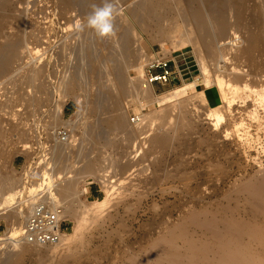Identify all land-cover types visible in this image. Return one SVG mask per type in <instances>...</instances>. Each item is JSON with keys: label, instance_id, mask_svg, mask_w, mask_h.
<instances>
[{"label": "rangeland", "instance_id": "1", "mask_svg": "<svg viewBox=\"0 0 264 264\" xmlns=\"http://www.w3.org/2000/svg\"><path fill=\"white\" fill-rule=\"evenodd\" d=\"M113 3L117 8L115 35L101 39L87 27L88 15L79 13L71 1H37V7L43 4L52 10L53 20L61 22L69 19L73 30L67 37L61 32L66 24L60 23L61 36L50 48L51 52L58 45L57 48L64 49V54L58 52L52 56L49 52L30 57L20 65L23 73L32 74L31 79L34 78L36 84L32 88L24 82L23 89L31 87L29 96H34L33 101H38V104L32 102V105H21L25 110L24 116L36 114L47 132L41 131L45 133L53 127L65 125L66 120L74 128L72 132L75 136L70 145L64 148L63 163L55 168L58 174L68 171L74 178L69 177L72 182L71 194L67 198L59 196L68 209L65 218L69 225L67 234H71V228L78 225L77 217L83 216L84 206L96 199L80 195L83 188L87 189L90 184L100 187L99 200L107 198L106 190L110 188L109 200L103 207L84 215L85 222L79 237L61 243L56 248L13 241L12 238L19 239V231L11 234L12 219L1 218L0 259H11L10 264H264V128L258 129L257 123L241 110L244 107L234 105L231 109L233 118H244L251 125L250 147L233 135L230 139H223L221 135L223 130L229 129L231 119L226 116L219 129L213 130L208 120H203L205 107L200 106L193 97L203 89L210 105L218 102L217 88L212 86L205 89L202 82L197 81L203 79V75L194 48L180 45L181 37L176 33L170 39L155 35L150 42L145 31L137 26L129 14L132 0H113ZM235 4L245 9L241 22L251 24L260 32L258 27H263L264 22L261 16L264 0H236L233 1ZM21 6L16 3L9 12L6 31L24 37L29 29L25 27L26 13ZM70 14L74 16L68 17ZM123 14L135 25L149 46V51H145L146 58L140 62L141 68L154 51L178 64L180 80L167 83L164 87L184 92L181 107L195 123L192 131L178 127L179 111L176 109L167 108L166 112L157 109L176 101L173 94L165 102L156 105L151 103L146 107L129 96L122 97L120 103L115 105L113 97L101 88L98 110L93 112L91 96L89 103L82 96L66 98L60 87L52 86L56 85L57 77L68 74L77 76L75 95H82L86 93L85 90L92 94L99 88L110 57L117 54L124 69L127 67V60L120 56L116 47L123 29L132 26L126 18L123 19ZM84 30L87 35L78 37V33ZM135 45L134 39L131 46ZM89 46L96 55L95 60L86 56ZM18 62L14 60L13 63L16 65ZM232 66L250 71L251 77L244 81L246 84L264 87L261 81L264 76V41L257 42L250 60L243 55L228 58L227 71ZM138 86L139 81L136 82ZM38 96L41 100L37 99ZM35 105L37 110L32 114ZM61 106L63 115L60 122L59 118L53 119V111ZM66 107L71 110L66 111ZM125 108L126 120L131 113L144 114L156 108L157 111L151 116L159 122V131L169 136L167 147H155L147 140L145 147L141 145L139 154L132 149L133 137L128 136L126 130L112 129L106 123V120L117 114L124 115ZM43 109L45 112L41 113ZM262 116L264 126V114ZM94 121H98L100 132L96 138L87 136L86 132L87 125ZM12 125L23 130L21 124H11L9 127ZM5 127L8 128L0 127V144L4 146ZM137 134L136 130L134 136ZM24 135L22 133L18 137L22 142L25 141ZM16 145L14 141L9 147L14 150ZM47 149L45 151L40 147L33 154L14 150L12 156L0 157V191L3 189L0 208L16 201V198L23 201L21 191L26 189L30 178L37 182L47 176L44 161L45 157L51 155L52 146ZM15 159L22 160L19 166L14 165ZM62 182L63 179L56 181L55 189ZM22 205L15 208H21ZM15 222L21 226L23 218H17ZM23 246H28L29 252L17 259L16 253Z\"/></svg>", "mask_w": 264, "mask_h": 264}, {"label": "bare ground", "instance_id": "2", "mask_svg": "<svg viewBox=\"0 0 264 264\" xmlns=\"http://www.w3.org/2000/svg\"><path fill=\"white\" fill-rule=\"evenodd\" d=\"M37 1L41 2L42 0H0V127L10 126L14 121H17L18 118L21 119L18 111L22 110V104L32 105V102L38 104V101H33L34 96H29L31 95V87L27 90L23 89L24 82L28 83V86H32V88H34L36 84L34 78L31 79L32 74L26 75L23 73L20 65L27 62L30 57L49 54L50 48L54 46V43L57 42L59 36H61L60 23L66 24L65 27L61 28V32L67 34V37L71 35V31L73 30V24L69 23V19H65V21L61 22H58V19L53 20L54 18L51 17L52 10L47 9L46 5L42 6L43 4H39L41 6L37 7ZM69 1H71L79 10V13L83 15H88L93 10V5L101 6L103 3V0ZM233 1L235 2L236 0H132L133 3L129 7V14L137 26L145 31L150 42L154 40L153 37H155V35H161L166 39H170L171 35L176 33L181 37L180 45L186 44L194 48L203 75V79H197V81H201L203 86L206 87L205 89L215 86L218 94V102L214 105L209 104L206 91L203 89H200V91L193 96L197 99L196 101L200 106L205 107L203 120L207 119V123L212 126V129L218 130L220 125L228 117L231 119V123L229 124V129L223 130V134L221 135L223 139H230L231 135H233L239 141L244 142V144L247 143V147H250L251 125L245 122L244 118L239 120L238 118H233L234 116L231 114V109L234 105L237 107H244L241 108V110H243V113L253 122L257 123L258 129L264 128L261 121L263 118L262 114H264V87L246 84L244 81L247 77H251L250 71L235 66L230 67L227 71L226 63L228 58L237 55H243L249 60L251 59L257 42L264 41V22L263 27H258L261 29L260 32H257L256 28L251 26V24L242 23L241 19L245 13V9L243 6L233 5ZM16 3L22 5V11L26 13L27 21L25 27L29 30L25 32L26 36L24 37L19 33H8L6 31L8 28V14L13 10ZM72 16L74 15L70 14L68 17ZM261 16L264 18V11ZM122 17L129 21L126 15L123 14ZM86 30L78 33V37H85L87 35ZM73 35L74 34H72V36ZM134 39L136 45L132 47L131 45ZM57 46L58 45L54 47L56 48L55 50L52 48L53 50L50 52V55H57L58 52L64 54V49L57 48ZM200 46H202V48ZM116 47L120 51V56L124 60H127V67L124 69L118 61L117 54H115V57H110L109 62L107 61L108 68L105 69V75L100 79L99 88L92 94L88 92V90H85L86 93L75 95L74 89L77 87V76H68V74L57 77L56 85L52 86L60 87L61 91L66 94V98L73 96L78 98L82 96V99L84 98V101L89 103L88 99L91 96L92 101L90 104H92L91 110L93 112L98 110V103H100L101 99V88L105 89L106 92L113 97V103L115 105H118L124 96L135 98L143 107L151 104L158 96L154 95L152 86L141 87L140 85L143 70L140 66V62H142L144 57L146 58L147 54L145 51H149V46L145 43L142 36L139 35L133 23L131 27L129 26V28L123 29L118 37ZM86 51L88 52V54L85 52L88 59H96V55L90 46L86 48ZM14 60H19V62L14 65ZM207 61L210 63H207ZM110 75H112L111 79ZM137 81H139L138 87H136ZM261 81L264 82V76L261 77ZM38 85L44 86V84ZM1 90L5 92V94L2 93ZM7 93H11L8 99H6ZM170 94L175 96L176 101L161 105L157 109L164 112H166L165 109L167 110V108H171L173 111L176 109L177 112L179 111L177 115L178 127H185L192 131L195 127V123L187 117L181 107L184 92L179 89L167 90L163 96ZM22 97H25L24 101H22ZM37 99L41 100V97L38 96ZM248 102H250V106H247ZM32 109L33 113H35L37 110L36 105L35 108L32 107ZM154 111H157L156 108L149 109V111L144 114L140 113L143 117V122L133 124L130 122L129 115L126 120L127 110L125 108L124 115L117 114L106 120V123L112 129L126 130L128 136L133 137L131 139V148L135 149L138 154L141 152L142 146L145 147L144 144L147 140L155 147L165 148L169 143V136L159 131V129H161L158 124L159 122L151 116V113ZM226 112L229 114H225ZM237 112L240 113V111ZM163 114L166 115L167 113ZM62 115V106L57 107L55 111H53V119L59 118L61 122ZM64 124L69 125L70 123L66 120ZM71 129L74 130L73 127ZM136 130L138 134L134 136ZM6 131L8 132L5 133L4 137H8L10 134L20 137L23 133V130L21 131V129L16 128L14 125L10 128H6ZM86 132L87 136L93 138L99 137L98 121L91 122L87 125ZM73 136H75L74 133ZM72 139L67 142H55L52 145L51 155L47 157V159L51 160L47 161V159H45L46 162H51V170L47 172L45 178L42 179L40 177L41 180L39 179L40 181L36 182L35 187L29 190V193H32L34 189L40 187L42 184L47 185L51 184V182L53 183L63 179L64 182L60 183V185L58 184L55 193L57 201H60L64 208L65 218L68 216V209L65 202L63 203L59 196L61 195L67 198V196L71 194L70 185L72 182L69 177L73 178V175L68 174V171L58 174L55 168L57 165L60 166V164L63 163L64 148L70 145ZM76 140H78L77 136ZM27 148H30L28 143L20 142L19 145L14 147V150L25 151ZM14 150L11 149L12 152H7L4 150L3 145L0 144V157L12 156ZM85 192L86 188H83L80 195H85ZM109 192L110 188L106 190L107 198L101 200L95 199L90 204L84 206L82 210L83 216L79 217V219L77 217L78 225L71 228L72 233L66 234L62 243L79 237L85 222L84 215L94 211L96 208L103 207L109 200ZM30 195L31 194H29V196ZM20 204H23L21 208H15ZM31 207L30 201H18L16 198V201L9 202L8 205L0 208V214L2 215L0 219L3 218L7 220L9 217L12 219L11 231L9 230L10 233L19 231L20 236L22 225L19 226L15 220H17V218H23L24 222ZM12 240L21 242L24 245L30 244L24 242L21 237ZM38 246L58 247V245ZM54 250L55 249H53V251ZM27 252H29L28 246H23L20 251L16 253V258L23 257ZM10 260L11 259H0V264H10Z\"/></svg>", "mask_w": 264, "mask_h": 264}, {"label": "built area", "instance_id": "3", "mask_svg": "<svg viewBox=\"0 0 264 264\" xmlns=\"http://www.w3.org/2000/svg\"><path fill=\"white\" fill-rule=\"evenodd\" d=\"M173 63L170 58H164L159 52L154 51L147 57L143 67L140 82L141 87H150L154 84L166 85L170 82H178L180 80L181 70L176 66L172 67ZM2 93L5 94V92ZM10 95L11 93H7L6 99H8ZM21 109V111H18L21 119L18 118L19 120L17 119L18 121H14L12 124L23 125V135L25 133V141L23 143L26 142L30 145V148L25 150L26 152L33 154L38 151L40 147L48 151L47 147L50 148L55 142H67L72 139L73 132L68 124L53 127L48 133H45L47 131L42 127V122L40 123V120L36 118L37 115L33 114L32 111L33 116L26 117L24 116L25 110H23V106H21ZM42 112H45V110L43 109L41 113ZM30 119L32 121H30ZM129 119L133 124L143 122V117L139 113L129 114ZM6 128L7 127H5V129ZM41 129L45 132H42ZM4 141H6V146H4V144L1 145H3L4 150L7 152H12L9 147L11 142L14 143V141H16L17 145L22 142L13 134L5 137L3 143ZM47 157H45V159H47ZM44 167L46 173L51 170L50 164H47L46 161H44ZM26 184V189L21 191V198H24V201H30L32 207L24 219L19 237H21L24 242L30 244L48 246L60 245L69 230V225H67L64 217V208L62 204L57 201L55 182H51V184L47 185L42 184L40 187L34 189L32 193H29V190L35 187L36 181L30 178ZM1 194L2 191H0V196ZM29 194L31 195L29 196Z\"/></svg>", "mask_w": 264, "mask_h": 264}, {"label": "clouds", "instance_id": "4", "mask_svg": "<svg viewBox=\"0 0 264 264\" xmlns=\"http://www.w3.org/2000/svg\"><path fill=\"white\" fill-rule=\"evenodd\" d=\"M87 16V27L94 30L101 39L114 36V20L117 8L113 0H103L101 6L93 5ZM80 28V25H77Z\"/></svg>", "mask_w": 264, "mask_h": 264}, {"label": "crops", "instance_id": "5", "mask_svg": "<svg viewBox=\"0 0 264 264\" xmlns=\"http://www.w3.org/2000/svg\"><path fill=\"white\" fill-rule=\"evenodd\" d=\"M178 67V64L174 61V63L172 64V67ZM179 68V67H178ZM184 70V69H182ZM165 85H159V84H154L152 85V89L154 92L155 96H158V98L152 102V104H158V103H162L165 102V100H167V98H169L171 95H167V96H163V94L168 90L166 87H164ZM66 111H70L71 109H68L67 107L65 108ZM21 159H15L14 161V165L19 166L21 164ZM101 194V189L100 187H96L92 184L87 185V189L85 192V195L88 196H92L93 198L98 199V197Z\"/></svg>", "mask_w": 264, "mask_h": 264}]
</instances>
